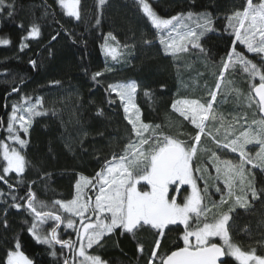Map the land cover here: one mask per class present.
<instances>
[{
	"label": "trees",
	"instance_id": "trees-1",
	"mask_svg": "<svg viewBox=\"0 0 264 264\" xmlns=\"http://www.w3.org/2000/svg\"><path fill=\"white\" fill-rule=\"evenodd\" d=\"M6 3H14L15 9L12 16L7 15V10L0 13V39L11 41L9 45H0V118L6 126L12 104L20 101L22 96H30L33 101L36 97H43L44 107L48 110L47 115L34 118L27 135L21 132L22 138L29 141L26 149H21L30 162L23 174L24 183L17 184L20 176L16 173L9 174L8 180L9 184L15 185L18 197L25 196L29 183L36 181L31 184V190L38 200L49 205L55 200L73 199L79 176L94 177L107 160L121 154L131 136V125L127 122L123 105L115 93L107 91L109 84L135 81L138 84L135 101L145 123L159 124L166 134L176 136L179 133V138L184 140H189V134L195 135V126L173 111L171 105L181 98H196L201 102L209 99V90L214 89L217 82L220 61L226 57L235 39L230 30L225 31V17L245 6V0H149L163 18L188 11L208 12L214 18L215 30L200 40L208 50L207 57L198 50L173 57L163 52L156 30L136 0H108L99 17L97 0H81V21L68 17L57 0H6ZM97 18L100 19L99 25L95 23ZM21 24L23 27L19 26ZM33 24L40 27L38 38L28 37ZM108 32L116 36L119 46H131L132 55L128 54L120 61H112L105 55L101 45ZM53 36H56L55 40ZM145 39L153 41L152 45H145ZM22 43L27 45L23 50ZM236 44L248 59L261 63L257 54L246 52L239 42ZM32 60L36 61L35 67L30 63ZM97 71L104 75L93 80L92 75ZM230 73L237 78L246 77L239 68ZM190 77L197 78L198 88L207 86L208 94L187 95L183 92L182 84ZM248 83L247 78L246 88ZM13 87H18L19 92L11 93ZM146 92L149 95H145ZM100 109L103 114H99ZM226 112L231 114L228 123L234 124V118L239 119L242 114L248 121L251 119L245 104L239 108L231 106ZM5 136L4 128H0V139ZM202 145L217 151L222 158L234 162L239 159L237 153L218 150L207 137H202ZM256 148L251 146L253 152ZM209 155L206 151L198 154L202 171L196 175L207 180L212 199L218 201L220 194L215 193L212 186L217 183L222 186V182L215 179L213 169L208 167ZM4 164L6 162L0 155V166ZM247 167L251 168V165ZM252 171L255 186L264 189V170ZM198 183L203 187V180ZM184 188L187 195L190 189L188 186ZM0 191L7 194L12 190L0 182ZM248 198L252 200L250 195ZM11 204L10 196L0 198V220L7 212L8 221L7 228L0 224V264H5L7 251L14 250L17 237L20 250L34 264H63L65 258L72 256L68 248L58 244L55 246L57 255L52 256L53 249L37 243L29 233L28 228L33 222L29 212L23 208L17 210ZM228 207L229 204H225L213 209L209 216L217 211H227ZM63 215L68 216L67 213ZM233 220L230 221L233 241L244 250L255 249L257 255H264V198L254 201L247 210L237 206ZM54 226L55 221H48L49 231ZM170 228L166 230L158 256L183 246V226ZM58 235L60 239H77L75 231L67 229L65 224L59 227ZM155 239V232L147 228L135 236L130 233L121 235L117 230L101 242L102 246H94L89 252L99 255L107 264H149ZM216 241L220 243L219 239ZM139 244L143 245V253L138 251ZM226 259L229 264H239L235 258Z\"/></svg>",
	"mask_w": 264,
	"mask_h": 264
},
{
	"label": "snow or ice",
	"instance_id": "snow-or-ice-1",
	"mask_svg": "<svg viewBox=\"0 0 264 264\" xmlns=\"http://www.w3.org/2000/svg\"><path fill=\"white\" fill-rule=\"evenodd\" d=\"M107 2L97 0L98 17L102 15ZM57 3L68 17L81 21V0H57ZM136 3L156 30L158 42L166 55L176 57L198 50L207 57L208 50L200 40L206 33L215 30L211 13L188 11L163 18L153 9L149 0H136ZM14 9V3L0 0V13L7 10V15L12 16ZM225 19V31L230 30L235 39L226 57L220 61L217 82L214 89L209 90V99L201 102L200 99L182 98L171 105L173 111L195 126V135L189 134V140H184L179 138V133L176 136L166 134L159 124L145 123L135 103L138 89L135 81L109 84L107 91L115 93L123 105L127 122L131 125V136L121 154L107 160L94 177L79 176L74 185L75 196L71 200H55L51 205L38 200L36 193L31 190V184L36 181L29 183L25 196L18 197L14 191L15 185L9 184L8 176L11 173L20 176L17 184L24 183L23 174L30 162L21 149H26L29 141L22 138L21 132L27 135L34 118L47 115L43 97H36L33 101L30 96H22L20 101L12 104L6 126L0 118V128L6 132L4 139H0V155L6 162L0 166V182L12 190L7 194L0 191V198L10 196L11 207L29 212L33 218L29 233L37 243L49 245L53 249L52 256L57 255V244L71 251L72 256L65 258L63 264H107L99 255L90 254L89 250L94 246H102L101 242L117 230H120L121 235L130 233L135 236L145 228L156 234L149 264L156 261L158 264H229L226 259L229 257L235 258L239 264H264V255H257L255 249H242L233 241L230 232V221L234 222L236 207L247 210L254 201L264 198V189L255 186V174L252 171L264 170V0H245L242 9L234 10ZM95 23L99 25L100 19L97 18ZM19 26L23 27L22 24ZM39 36L40 27L33 24L28 37ZM52 39L55 40L56 36ZM109 40L119 44L116 36L108 32L103 50L112 60H118L120 52L108 43ZM236 42L243 45L246 52L257 54L261 63L248 59L244 52L238 50ZM10 43V39H0V45ZM143 43L151 46L153 41L145 39ZM26 46L22 43L21 50ZM123 47L126 49L129 46ZM30 63L36 66L35 60ZM237 68L246 73L251 81L246 95L226 77V73L230 70L234 72ZM103 75V72L97 71L93 73L92 79ZM257 78L258 83L255 82ZM222 86L226 89L223 92L224 99L218 102ZM19 90L13 87L11 93ZM233 94L237 103L243 98L248 108L255 104L260 118L248 121L246 115L242 114L239 119L234 118L235 124H225L224 115L217 109ZM52 111L55 112L54 109ZM99 114H103L102 109ZM244 124L248 126L245 128ZM202 137L210 139L220 151L238 153V161L222 158L217 151L204 147ZM248 145L258 146V150L253 153L248 150ZM203 151L210 154L211 164L208 167L214 168L215 179L222 182V186L221 183L212 186L215 193L220 194L218 201L212 199L207 180L196 175L202 171L198 154ZM201 180L204 181L203 187L198 183ZM184 186L191 189L187 195L184 194L187 191ZM236 189H239V194ZM90 191L93 195H89ZM225 204H229L227 211H217L209 216L213 209ZM63 213L69 214L67 218ZM50 220L55 221L56 226L46 233L44 225ZM0 224L8 227L7 212ZM61 224L75 231L76 241L59 238ZM180 225L183 226V246L158 256L166 230H171L170 226ZM216 238L223 243H218ZM20 249L17 237L14 250L7 251L5 264H34ZM138 251L143 253L142 244L138 245Z\"/></svg>",
	"mask_w": 264,
	"mask_h": 264
},
{
	"label": "rangeland",
	"instance_id": "rangeland-1",
	"mask_svg": "<svg viewBox=\"0 0 264 264\" xmlns=\"http://www.w3.org/2000/svg\"><path fill=\"white\" fill-rule=\"evenodd\" d=\"M106 39H107V35H106V37H105V39H104V42L102 43V45L105 43V41H106ZM108 43L109 44H111L112 46H114V47H117L118 48V50H119V52H120V57H118V60H115V61H120V60H122V59H124L125 57H127V55L129 54L130 56L132 55V52H133V49H132V47L131 46H129L128 48H124V47H121V46H119V45H117L115 42H112V41H108ZM102 45H101V50H102V52L105 54V51L103 50V47H102ZM129 52V53H128ZM183 54V53H182ZM106 55V54H105ZM179 55H181V54H179ZM109 58L111 59V57L109 56ZM112 60V59H111ZM112 61H114V60H112ZM230 72H231V70H230ZM229 72V74H226V77H227V79L228 80H231L232 82H233V84H234V86L235 87H237V88H239L240 89V91L244 94H247L248 92H249V85H250V83H251V81L249 80V78H248V75L245 73V74H242V75H245L246 77H242V78H237V77H235V76H233L231 73ZM194 77H190L189 78V81H190V83H189V81H187V82H185V83H183L182 84V91L183 92H186L187 93V95H193V94H196L197 92H200V93H203V94H208V92H207V86L206 87H204V88H198V82L196 81V79L197 78H195V79H193ZM247 78H248V80H249V83H248V85H247V88H246V82H247ZM191 81H192V83H191ZM255 82H259L258 81V78H257V80L255 81ZM246 88V89H245ZM244 89V90H243ZM226 89H225V87L224 86H222V89H221V93L220 94H218V97H217V101L219 102L220 100H222V99H224V95H223V92L225 91ZM244 91V92H243ZM182 99V98H181ZM188 99H196V98H188ZM135 103H136V101H135ZM245 104V106H247L246 105V103H244L243 102V98H241V102H239V103H237V100H236V98H235V96H234V94L233 95H230V96H228V98H227V102L226 103H224L222 106H220L217 110H218V112L219 113H221V114H223L224 115V117H225V121H224V123L225 124H228V118L230 117V113L229 112H226V109H230L231 108V106L233 107V108H239V106L240 105H244ZM214 107H216L215 105H214ZM248 108V107H247ZM141 110V109H140ZM224 111V112H223ZM248 113H249V115H251V119H250V121L253 119V118H256L257 117V114H258V110H257V108L255 107V104H253V107L252 108H248ZM253 115H254V117H253ZM260 118V116H258L256 119H259ZM235 124V123H234ZM236 127L237 128H239V125L237 124L236 125ZM245 128L247 127V126H244ZM23 133V132H22ZM22 136V135H21ZM10 144L12 143L11 141L9 142ZM251 146H253V145H248L247 147H248V150L249 151H252L251 150ZM254 146H256V145H254ZM17 147V146H16ZM257 148H256V150H258V146H256ZM255 150V151H256ZM254 151V152H255ZM253 152V151H252ZM253 152V153H254ZM238 154V153H237ZM209 161H210V164H211V160L209 159ZM212 169H213V172H212V174H213V176L215 177V170H214V168L213 167H211ZM189 187V186H188ZM189 189H190V187H189ZM190 191H191V189H190ZM236 191H237V193L239 194V189H236ZM89 195H93V192H89ZM232 203V201L230 200L229 201V204H231ZM67 215H69V214H67ZM66 218H67V216H66ZM78 219V218H77ZM94 219V218H93ZM48 223V222H47ZM47 223L44 225V231L46 232V233H50V231L47 229ZM216 239H219V238H216ZM220 240V239H219ZM220 243L222 244L223 243V241H221L220 240ZM26 255V254H25ZM238 263H239V261H238Z\"/></svg>",
	"mask_w": 264,
	"mask_h": 264
},
{
	"label": "water",
	"instance_id": "water-1",
	"mask_svg": "<svg viewBox=\"0 0 264 264\" xmlns=\"http://www.w3.org/2000/svg\"><path fill=\"white\" fill-rule=\"evenodd\" d=\"M259 115H261L260 113H259ZM61 226V225H60ZM176 250V249H175Z\"/></svg>",
	"mask_w": 264,
	"mask_h": 264
},
{
	"label": "bare ground",
	"instance_id": "bare-ground-1",
	"mask_svg": "<svg viewBox=\"0 0 264 264\" xmlns=\"http://www.w3.org/2000/svg\"><path fill=\"white\" fill-rule=\"evenodd\" d=\"M256 83H258V82H256Z\"/></svg>",
	"mask_w": 264,
	"mask_h": 264
}]
</instances>
